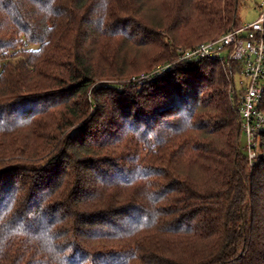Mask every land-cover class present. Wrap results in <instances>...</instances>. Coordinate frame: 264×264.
Returning <instances> with one entry per match:
<instances>
[{"label": "trees", "instance_id": "1", "mask_svg": "<svg viewBox=\"0 0 264 264\" xmlns=\"http://www.w3.org/2000/svg\"><path fill=\"white\" fill-rule=\"evenodd\" d=\"M246 3L0 0V264H264L240 65L93 87L240 27Z\"/></svg>", "mask_w": 264, "mask_h": 264}, {"label": "built area", "instance_id": "2", "mask_svg": "<svg viewBox=\"0 0 264 264\" xmlns=\"http://www.w3.org/2000/svg\"><path fill=\"white\" fill-rule=\"evenodd\" d=\"M198 60H213L227 65L236 62L240 65L241 76L246 78L247 84L241 82L242 95L238 108L247 141V158L252 168L258 158L260 136L264 132V111L260 109L264 99V13L257 21L243 23L216 40L185 50L176 61L159 66L152 73L133 81L144 83L154 75L170 71L177 63ZM4 64L0 60V73L4 72Z\"/></svg>", "mask_w": 264, "mask_h": 264}, {"label": "rangeland", "instance_id": "3", "mask_svg": "<svg viewBox=\"0 0 264 264\" xmlns=\"http://www.w3.org/2000/svg\"><path fill=\"white\" fill-rule=\"evenodd\" d=\"M262 13H264V0H247L245 7L241 10V18L243 20V23L251 24V23L257 21L260 18ZM133 28H134V26H131L130 30H132ZM162 65H164V64H160L156 68H158L159 66H162ZM141 67L144 69V66H141ZM153 71L146 73L144 75H148V74L152 73ZM134 78H136V77H133L129 80H127V77L126 78L102 77V78L97 79V82H95L93 87L100 88L101 86H104L103 82H107V81H111V83H110L111 85H116L117 84L116 82H118V83L120 82V84L124 87L128 86L130 83L136 84L138 86H143L144 83H139L138 81H137V83L134 82L133 81ZM241 82H243L244 84H247L246 78L242 77V76H237V78H236V90L239 94L242 92ZM101 83H103V84H101ZM246 142H247L246 137H245V135H243V137L241 139V148L245 154L247 153Z\"/></svg>", "mask_w": 264, "mask_h": 264}]
</instances>
